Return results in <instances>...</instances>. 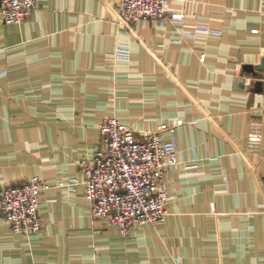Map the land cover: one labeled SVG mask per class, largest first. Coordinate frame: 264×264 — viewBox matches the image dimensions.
I'll use <instances>...</instances> for the list:
<instances>
[{
  "label": "crops",
  "instance_id": "obj_1",
  "mask_svg": "<svg viewBox=\"0 0 264 264\" xmlns=\"http://www.w3.org/2000/svg\"><path fill=\"white\" fill-rule=\"evenodd\" d=\"M119 1L37 0L19 24L0 13V184L82 179L106 116L139 132L166 122V220L121 234L83 184L52 187L38 233L0 214V264H264V133L259 152L246 143L253 117L264 129V0H171L181 20L129 26Z\"/></svg>",
  "mask_w": 264,
  "mask_h": 264
},
{
  "label": "built area",
  "instance_id": "obj_2",
  "mask_svg": "<svg viewBox=\"0 0 264 264\" xmlns=\"http://www.w3.org/2000/svg\"><path fill=\"white\" fill-rule=\"evenodd\" d=\"M171 0H120L117 6L119 23L131 25L137 20L178 21L182 13L167 12ZM37 5V0H0L4 23H22ZM178 36L177 39H180ZM114 59L127 60L130 49L117 44ZM203 58V57H202ZM177 125L161 123L155 130L139 132L115 115L104 117L99 125V143L90 157L80 161L84 176L70 175L51 182L40 175L20 183L0 184V214L14 233L36 234L42 229L39 215L40 197L46 189L58 187L75 192L84 186V198L94 217L105 219L125 234L133 224H161L166 220L168 191L164 178L177 162L173 138ZM262 117L252 118L247 133V148L259 152L263 146Z\"/></svg>",
  "mask_w": 264,
  "mask_h": 264
},
{
  "label": "water",
  "instance_id": "obj_3",
  "mask_svg": "<svg viewBox=\"0 0 264 264\" xmlns=\"http://www.w3.org/2000/svg\"><path fill=\"white\" fill-rule=\"evenodd\" d=\"M256 68H258V69H260V68L264 69V61L262 63H260Z\"/></svg>",
  "mask_w": 264,
  "mask_h": 264
}]
</instances>
